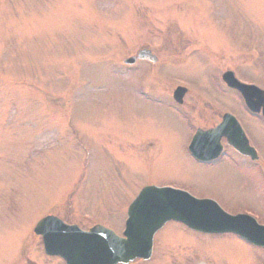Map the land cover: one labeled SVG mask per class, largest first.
I'll return each mask as SVG.
<instances>
[{
  "label": "rangeland",
  "instance_id": "obj_1",
  "mask_svg": "<svg viewBox=\"0 0 264 264\" xmlns=\"http://www.w3.org/2000/svg\"><path fill=\"white\" fill-rule=\"evenodd\" d=\"M144 45L158 61L125 65ZM227 70L264 87V0H0V264H66L45 254L41 218L119 233L149 184L216 194L264 219V164L231 155L206 167L188 150L232 109L264 154L261 116L215 89ZM178 81L190 84L182 105ZM263 261L264 248L231 233L170 222L152 259L119 264Z\"/></svg>",
  "mask_w": 264,
  "mask_h": 264
},
{
  "label": "water",
  "instance_id": "obj_2",
  "mask_svg": "<svg viewBox=\"0 0 264 264\" xmlns=\"http://www.w3.org/2000/svg\"><path fill=\"white\" fill-rule=\"evenodd\" d=\"M149 54V51L144 50L140 52L139 57H149ZM153 60L155 61V58ZM128 61H133V59ZM184 91L185 89H180L177 93L180 92L179 96H181ZM211 202L195 199L179 191L148 186L141 191L129 209L126 231L128 239L118 238L109 231L98 227L93 228L92 232L116 244L112 245L115 250H121L124 247L112 264L126 263L137 256L148 258L155 233L172 219L183 221L191 228L204 232H237L250 240L264 244V241L254 237L256 234L252 227L251 229L245 227L244 219L227 215ZM53 218L51 216L44 218L35 228L37 234L44 233L45 247L49 253H57L55 248L58 241L46 234V232L52 231L55 227L53 224L57 223L52 220ZM60 240L65 243L63 237H60ZM67 257L70 258L69 264H74L71 255H67ZM96 259L97 256H91V261ZM108 260L109 256L106 255L104 263L106 264ZM82 261V258H76L77 264H84Z\"/></svg>",
  "mask_w": 264,
  "mask_h": 264
},
{
  "label": "flooded vegetation",
  "instance_id": "obj_3",
  "mask_svg": "<svg viewBox=\"0 0 264 264\" xmlns=\"http://www.w3.org/2000/svg\"><path fill=\"white\" fill-rule=\"evenodd\" d=\"M214 80H215V82H216V84L218 85V87L217 88H215V89H217V90H220V91H224V93H230V92H234L236 95H237V92H235L234 90H231L229 87H227L224 83H223V78H222V76H215V78H214ZM201 98V97H200ZM202 98H204L205 100H207V99H212V98H207L206 96H205V93L203 94V96H202ZM214 98H218L216 95H214ZM218 101H220V99L218 98ZM226 104V103H225ZM213 105H217L216 104V102L215 101H213ZM229 105V104H228ZM223 115L224 114H222V117H220V122H221V120H222V118H223ZM251 117H256L257 118V116H254V115H250ZM242 119V118H241ZM259 120H261V119H259ZM262 121V120H261ZM219 122V123H220ZM264 122V121H263ZM218 123V124H219ZM245 123V122H244ZM217 126V124H215L214 126H211V127H208V128H203L204 130H208V129H212V128H215ZM253 137V136H252ZM254 139V138H253ZM254 142H255V144H256V146L259 148V146L257 145V143H256V141H255V139H254ZM221 144H222V146H223V150H222V152L220 153V155L218 156V157H212V158H209V160H207V161H205V162H203L202 164L203 165H205V166H207V167H213V166H216L217 164H222V163H224V162H226L227 160H229V161H231L230 160V158H231V155H235V156H241V155H239L234 149H233V147L228 143V141H227V139H225V138H223L222 140H221ZM215 145H213L212 143H210V147H214ZM260 149V148H259ZM243 157V156H242ZM243 158H246V157H243ZM249 159V158H248ZM249 160H251V159H249ZM253 160H251L250 162H252ZM232 162V161H231ZM253 162H256V163H260V160L259 159H256L255 161H253ZM212 197H215V198H217V199H220L221 197L220 196H218V195H216V194H214ZM222 199V198H221Z\"/></svg>",
  "mask_w": 264,
  "mask_h": 264
},
{
  "label": "bare ground",
  "instance_id": "obj_4",
  "mask_svg": "<svg viewBox=\"0 0 264 264\" xmlns=\"http://www.w3.org/2000/svg\"><path fill=\"white\" fill-rule=\"evenodd\" d=\"M255 125V127H256V129L258 128V125H256V124H254Z\"/></svg>",
  "mask_w": 264,
  "mask_h": 264
}]
</instances>
